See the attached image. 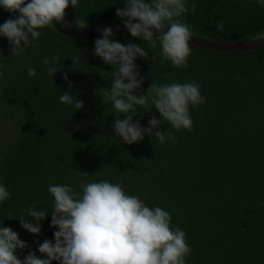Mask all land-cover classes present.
<instances>
[{"label":"trees","instance_id":"1","mask_svg":"<svg viewBox=\"0 0 264 264\" xmlns=\"http://www.w3.org/2000/svg\"><path fill=\"white\" fill-rule=\"evenodd\" d=\"M125 0H78L66 13L84 23L122 22L116 9ZM151 2V0H149ZM188 11L174 18L192 33L215 40H249L264 36V0H183ZM0 6V25L16 18ZM223 24L217 29V24ZM20 56L12 55L0 36V184L11 193L0 202V227H10L28 247L17 250L40 258L38 244L54 243L50 185H67L82 195V184L120 183L150 208L171 215V227L186 234L191 254L186 264H264V48L219 52L191 46L187 68L174 67L157 42L114 35L118 42L142 46L149 59L135 63L144 78L137 90L195 81L205 98L190 106L192 130L172 128L168 121L155 131H169L164 143L145 135L126 144L112 125L124 119L102 99L110 88L113 68L95 56V40L66 37L49 26ZM59 57L60 70L50 76L43 63ZM70 57H78L73 64ZM155 58L154 60L151 58ZM36 69L29 77L27 70ZM67 73L73 87L63 79ZM63 92L76 95L84 108L60 102ZM136 106L142 127L158 111ZM143 115H141V114ZM4 127L9 129L4 137ZM84 173H87L85 175ZM36 205L48 215L41 233L30 234L19 218L31 220L26 209ZM11 213V216L9 215ZM52 264H58L53 261Z\"/></svg>","mask_w":264,"mask_h":264},{"label":"clouds","instance_id":"2","mask_svg":"<svg viewBox=\"0 0 264 264\" xmlns=\"http://www.w3.org/2000/svg\"><path fill=\"white\" fill-rule=\"evenodd\" d=\"M124 3V8L116 9V16L131 36L150 43L153 48L159 42L165 59L174 67L187 68L192 52V32L187 24L174 20L188 11L183 0H125ZM70 4L74 8L78 0H0L5 11L18 14L0 25V36L7 38L12 55L20 56L32 47L42 35L40 30L54 27V22L67 28L66 9ZM222 28V22L218 23L217 29ZM94 45L93 54L113 68L111 86L103 88L102 99L105 103L111 102L125 117L116 118L112 125L115 135L124 143H138L145 135H154L160 143L166 139L175 140L169 131L153 132L163 125L162 120L168 121L177 131L192 130L189 108L205 101L197 82L160 86L152 83L146 94H134L144 83L135 61L138 57L149 59L145 49L118 42L113 38L111 27L102 30ZM70 58L73 64L79 62L78 57ZM58 61L59 57H53L52 63L47 57L43 59L50 76L60 70ZM27 75L35 76L36 69L29 68ZM63 79L71 89L73 84L67 73L63 74ZM59 100L74 110L84 108L83 101L70 92H63ZM149 102L161 119L153 116L148 121L149 127L145 128L139 120L133 121V116L138 114L136 106L151 112L153 108L149 107ZM81 188L82 195L67 185L48 187L54 197L51 226L58 230L53 234L54 243L45 239L38 244V251L44 258L29 252L21 260L17 250L26 249L27 243L12 228L0 227V264H52L53 261L58 264H186L185 258L191 254V248L185 232L170 226L172 218L168 211L146 206L137 196L126 194L120 183L91 182L82 184ZM10 195L6 186L0 184V202ZM25 211L37 222L21 217V227L30 234L39 235L40 221L46 218L47 211L37 210L35 204Z\"/></svg>","mask_w":264,"mask_h":264},{"label":"water","instance_id":"3","mask_svg":"<svg viewBox=\"0 0 264 264\" xmlns=\"http://www.w3.org/2000/svg\"><path fill=\"white\" fill-rule=\"evenodd\" d=\"M67 28H62L59 24L54 22V27L49 26L54 31L79 40H96L101 37V32L106 27H111L113 36L123 33H129L124 27L123 22L115 23H84L76 20L68 13H66ZM137 21H134V23ZM190 45L198 48H203L211 51L219 52H241L264 48V36L249 40H215L200 37L192 33Z\"/></svg>","mask_w":264,"mask_h":264},{"label":"rangeland","instance_id":"4","mask_svg":"<svg viewBox=\"0 0 264 264\" xmlns=\"http://www.w3.org/2000/svg\"><path fill=\"white\" fill-rule=\"evenodd\" d=\"M3 131H4V137H5V134H6V133H10V132H9V129H7V127H4V130H3ZM0 134H2V133H0Z\"/></svg>","mask_w":264,"mask_h":264}]
</instances>
